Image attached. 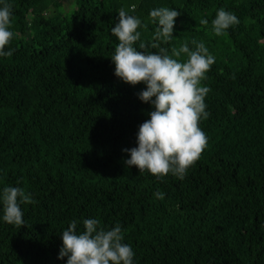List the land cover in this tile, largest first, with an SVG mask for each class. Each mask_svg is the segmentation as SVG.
<instances>
[{
  "label": "trees",
  "instance_id": "16d2710c",
  "mask_svg": "<svg viewBox=\"0 0 264 264\" xmlns=\"http://www.w3.org/2000/svg\"><path fill=\"white\" fill-rule=\"evenodd\" d=\"M5 2L14 36L0 57V194L20 187L35 203L21 205L23 228L3 221L0 203V264H67L61 234L85 219L119 224L133 264H264V0ZM160 7L181 14L162 47L196 40L215 58L202 81L207 146L183 180L124 163L154 109L139 99L146 85L115 76L111 29L124 8L154 42ZM221 8L239 24L217 37Z\"/></svg>",
  "mask_w": 264,
  "mask_h": 264
},
{
  "label": "clouds",
  "instance_id": "9594fccd",
  "mask_svg": "<svg viewBox=\"0 0 264 264\" xmlns=\"http://www.w3.org/2000/svg\"><path fill=\"white\" fill-rule=\"evenodd\" d=\"M136 5L130 6L134 12ZM151 22L156 26L153 41H141V20L130 15L124 8L118 11V22L111 33L118 44L111 57L115 65V76L133 87L144 84L146 89L139 99L151 104L150 119L139 126L137 147L124 149L130 157L124 163L136 167L140 173L149 172L158 179L169 174L183 180L188 169L201 157L207 146L206 134L200 128L201 118L207 119L205 97L210 89L202 86L207 73L215 63L203 42L192 40L178 47H162L173 39L176 19L181 15L175 9L160 7L150 11ZM209 21L202 19L201 25ZM12 6L3 3L0 7V57H10L12 50L5 51L11 44L14 33ZM238 18L219 9L212 20V32L225 35L227 30L238 25ZM145 28L147 25H144ZM139 42V50L136 47ZM155 49L158 51H151ZM185 57L181 59V57ZM19 183V182H18ZM159 199L163 193H156ZM3 221L17 228L25 227L22 204H34L30 193L23 188L8 186L0 194ZM78 221L73 220L62 234L63 246L59 259L67 258V264H133L134 252L124 243L122 228L105 229L98 219L83 220L84 231H77Z\"/></svg>",
  "mask_w": 264,
  "mask_h": 264
},
{
  "label": "rangeland",
  "instance_id": "374dc122",
  "mask_svg": "<svg viewBox=\"0 0 264 264\" xmlns=\"http://www.w3.org/2000/svg\"><path fill=\"white\" fill-rule=\"evenodd\" d=\"M64 8H65V10H67L69 12L74 10L73 4H71V3L69 5L67 4L66 7H64Z\"/></svg>",
  "mask_w": 264,
  "mask_h": 264
}]
</instances>
